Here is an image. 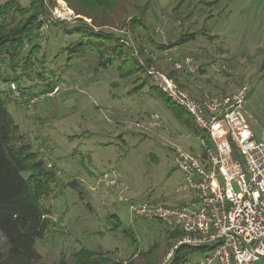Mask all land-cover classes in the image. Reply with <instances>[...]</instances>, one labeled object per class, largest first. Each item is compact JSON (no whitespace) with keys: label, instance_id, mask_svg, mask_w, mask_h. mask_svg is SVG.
I'll return each mask as SVG.
<instances>
[{"label":"rangeland","instance_id":"obj_1","mask_svg":"<svg viewBox=\"0 0 264 264\" xmlns=\"http://www.w3.org/2000/svg\"><path fill=\"white\" fill-rule=\"evenodd\" d=\"M9 1L26 9L31 5V0H0V6ZM44 1L48 5L46 25L29 44L40 47L35 66L24 72L21 66L13 70L8 62L0 64V75L20 79L13 83L0 79V92L19 126L22 142L57 170L50 195L41 200L42 207L51 210V224L44 239L36 243L41 257L36 264H73L82 249L113 264H147L148 260L168 264L177 240L165 224L139 219L129 206L175 205L179 197L188 196L176 192L183 181L175 163L176 151L200 153L205 135L187 110L161 91H150L153 84L147 71L152 61L147 52L163 51L158 47L175 43L182 32L205 27L207 36L173 47L169 54L178 61L185 56L194 58L199 70L187 79L203 91L223 96L249 84L247 110L259 121L254 128L261 139L264 0H227L230 3L212 6L204 3L212 0H121L110 13V26L105 27L77 16L66 0ZM12 15V22L20 18L19 13ZM140 18L152 29L150 33L131 29L132 20ZM81 26L112 33L127 49L135 47L139 58L135 54L134 58L145 62L138 64L149 79L146 87L128 94L143 82L136 83L143 76L121 77L125 54L105 68L94 45L70 51L82 36L66 31ZM157 67L172 71L164 61ZM175 73L178 82L185 83L182 74ZM54 85L57 88L50 93ZM154 116L161 126L153 125ZM114 215L121 221L118 230L110 219ZM6 246L0 233V256ZM184 250L192 254L189 259L206 255L188 246Z\"/></svg>","mask_w":264,"mask_h":264},{"label":"built area","instance_id":"obj_2","mask_svg":"<svg viewBox=\"0 0 264 264\" xmlns=\"http://www.w3.org/2000/svg\"><path fill=\"white\" fill-rule=\"evenodd\" d=\"M169 52L148 51L153 63L147 72L153 86L187 110L205 135L200 153L176 151L175 163L183 173L176 192L187 193L191 199L175 205L131 204L129 208L139 219L159 221L170 232L183 233L169 258L182 245H206L211 247L206 255L183 264H257L264 260V135L257 138L254 127L259 121L247 110L250 86L244 83L223 96L202 89L192 95L157 63L164 61L186 77L194 75L199 66L191 56L178 61ZM139 62L145 65L144 60ZM11 88L16 90V84ZM153 118V125L161 126Z\"/></svg>","mask_w":264,"mask_h":264},{"label":"trees","instance_id":"obj_3","mask_svg":"<svg viewBox=\"0 0 264 264\" xmlns=\"http://www.w3.org/2000/svg\"><path fill=\"white\" fill-rule=\"evenodd\" d=\"M66 1L72 4L77 16L92 19L93 24L97 27L110 26L108 21L110 13L121 2V0ZM219 2L220 0L204 1L209 6ZM12 13L20 14V18L16 22L10 21L13 18ZM47 14L48 5L44 0H31L28 9L19 6L16 1H9L0 6V64L8 62L13 70L21 66L24 72L35 66L40 47L38 45L29 47V44L46 25ZM83 18L80 19L83 20ZM130 27L134 31L139 28L149 30V33L150 30L152 31L141 18L133 19ZM66 32L69 34L79 33L82 36L77 43L70 46V51H80L79 46L94 45L99 48L97 51L101 66L105 68H107V64L113 65L125 54L126 59L123 61L125 67L120 68L121 77L143 76V78L139 77L136 83L139 84L140 80L143 82L128 94H133L134 91L140 87L145 88L148 84L149 79L145 76L146 71L134 58V50L131 47L127 49L119 37L112 33L95 32L88 26L76 27ZM207 35L205 27L192 33L182 32L175 43L158 48L169 50L194 41L199 36ZM108 44L112 47L108 48ZM139 48L142 50V46L139 45ZM111 54L113 57H110ZM146 62L149 63V61ZM261 69L264 70V62ZM168 73L178 82L174 71ZM0 79L4 83L19 82L20 80L16 76L2 75H0ZM55 88L57 85L51 86L50 93ZM153 90L158 89L151 85L150 91ZM19 130V126L8 110L4 94L0 92V233L7 242L5 253L0 256V264H36L39 262L41 257L36 251V243L38 240L44 239L51 224L49 217L51 210L42 207L41 200L50 195L51 187L57 180V170L54 165L47 164L43 159H40L39 153L33 152L30 145L22 142ZM110 219L114 222L113 229L118 230L121 225L120 219L115 215L110 216ZM169 233L177 241L183 237V233L179 231ZM126 235L129 236L127 232ZM185 247L187 246L179 247L174 254L175 259L173 261L171 259L168 264H183L188 261L192 254L189 253V250H184ZM190 248L204 252L211 250V247L206 245ZM149 254L147 253V256ZM150 262L148 260L147 264H152ZM59 264L67 263L62 261ZM73 264H113V262L95 252L82 249L75 254V263Z\"/></svg>","mask_w":264,"mask_h":264},{"label":"crops","instance_id":"obj_4","mask_svg":"<svg viewBox=\"0 0 264 264\" xmlns=\"http://www.w3.org/2000/svg\"><path fill=\"white\" fill-rule=\"evenodd\" d=\"M230 3V1L229 2H227V0H220V2L218 3V5L220 4V3ZM226 6V5H225ZM228 6V5H227ZM226 8V7H225ZM170 51H172V50H170ZM182 77H183V82H185V83H181V85L183 86V88H185L186 90H190L189 92L192 94V95H197L199 92H200V89H202L201 88V86H199V85H197V84H191V82L189 81V79H187V77L186 76H184V75H182ZM254 130H255V128H254ZM256 132V131H255ZM256 135H257V133H256ZM189 199H191V197H190V195H188V196H183V197H179L177 200H178V204L179 203H182V202H184V201H187V200H189Z\"/></svg>","mask_w":264,"mask_h":264},{"label":"water","instance_id":"obj_5","mask_svg":"<svg viewBox=\"0 0 264 264\" xmlns=\"http://www.w3.org/2000/svg\"><path fill=\"white\" fill-rule=\"evenodd\" d=\"M175 259V255L173 256V258H172V261Z\"/></svg>","mask_w":264,"mask_h":264}]
</instances>
